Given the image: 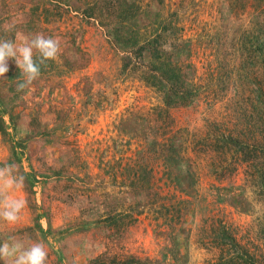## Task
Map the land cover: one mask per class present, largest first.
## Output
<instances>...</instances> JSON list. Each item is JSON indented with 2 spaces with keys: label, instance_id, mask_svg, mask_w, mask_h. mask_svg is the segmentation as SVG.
Listing matches in <instances>:
<instances>
[{
  "label": "rangeland",
  "instance_id": "1",
  "mask_svg": "<svg viewBox=\"0 0 264 264\" xmlns=\"http://www.w3.org/2000/svg\"><path fill=\"white\" fill-rule=\"evenodd\" d=\"M31 1L0 0L11 14L5 23L16 25L14 41L20 44L42 33L59 40L60 52L57 70L41 73L22 91L7 73L0 77V168L10 166L16 179L23 177V189L15 195L27 201L15 224L0 220V243L9 236L24 240L26 246L43 242L48 253L45 264H85L102 250L107 231L94 222L95 217L135 196L106 178L91 176L89 187L94 189L76 190L71 197L65 192L51 195L54 180L49 165L69 159L74 143L85 151L93 148V142L133 144L149 136L148 125L157 111L166 110L177 126L198 131L215 123L220 130L264 148V113L259 112V96L245 73L249 69L243 63V71L240 62L244 49L255 42L240 41L238 36L262 20L255 15L259 7L254 0H141L139 24L176 10L182 12L185 26L196 17L198 25L218 27L224 38L218 47L230 54L220 63L201 49L190 56L189 75L193 81L207 82L210 92L205 101L187 107L166 106L162 92L123 68L122 45L113 46L96 24L71 16L51 33L28 29L19 8ZM259 2L264 6V0ZM11 64L12 70L15 61L9 59ZM211 156L212 151L190 153L191 182L182 169L171 166L185 191L180 195L187 197L179 220L143 212L115 243L146 264H213L215 250L200 240L212 237L211 224L219 220L253 244L250 248L260 253L264 264V195L247 178L242 163L222 175L211 172ZM90 166L96 170L94 163ZM73 185L81 186L77 181Z\"/></svg>",
  "mask_w": 264,
  "mask_h": 264
},
{
  "label": "trees",
  "instance_id": "2",
  "mask_svg": "<svg viewBox=\"0 0 264 264\" xmlns=\"http://www.w3.org/2000/svg\"><path fill=\"white\" fill-rule=\"evenodd\" d=\"M259 1L262 0H254L259 7L255 15L262 20H255L250 28H243L238 36L240 41L255 42L251 48L244 49L245 55L241 56L240 62L243 71V63L249 69L245 73L252 79L259 96V112L264 113V6ZM142 10L141 0H32L28 6L19 8L25 14V23L30 30L51 33L58 30L59 22L71 16L96 24L113 46L122 45V67L137 72L146 84L162 92L166 106L187 107L196 100L205 101L210 92L208 83L199 78L192 80L189 59L198 49L214 56L219 63L230 54L218 47L224 41L218 27L210 29L204 23L198 25L196 17L190 18L185 26L181 22L182 12L176 10L165 17L148 18L139 24ZM10 15L0 3V39L14 41L16 25L5 23ZM182 55L186 60L181 58ZM34 59L39 62L35 55ZM56 60L41 64L40 74L57 70ZM249 65L253 70L250 71ZM11 66L7 79L13 80V84L22 82L20 70L16 66L11 70ZM148 128L149 136L144 135L133 144L127 140L103 146L93 142V148L85 151L74 143L69 159L49 165L54 180L51 195L65 192L71 197L76 190L94 189L89 187L91 181L88 178L91 176L101 181L106 178L110 184L123 187L124 191L135 196L124 206L104 210L95 217L94 222L107 231V242L102 250L89 256L85 264H146L132 253L123 251L115 241L143 212L170 221L179 220L187 197L180 195L185 191H182L180 178L172 172L171 166L182 169L191 182L190 153L212 151L211 172L218 175L230 172L242 163L247 178L257 186L258 193L264 195V148L232 135L227 129L220 130L215 123L198 131L177 126L166 110L157 111ZM90 162L94 163L96 170H91ZM73 181L81 186L73 185ZM211 231L212 237L208 240L201 238L200 243H207L215 250L213 264H263L260 253L250 248L253 244L242 241L227 224L217 220L211 224Z\"/></svg>",
  "mask_w": 264,
  "mask_h": 264
},
{
  "label": "clouds",
  "instance_id": "3",
  "mask_svg": "<svg viewBox=\"0 0 264 264\" xmlns=\"http://www.w3.org/2000/svg\"><path fill=\"white\" fill-rule=\"evenodd\" d=\"M60 52L58 39L45 37L37 33L31 38H24L17 44L13 40L0 39V77L9 71L8 60L15 61L23 76L17 83V90L22 91L40 76V65L57 58ZM39 58V62L34 59ZM23 177L16 179L10 166L0 168V220L15 224L20 218L27 201L15 195L23 189ZM48 253L43 242H32L26 246L22 239L9 236L0 243V261L5 264H45Z\"/></svg>",
  "mask_w": 264,
  "mask_h": 264
}]
</instances>
